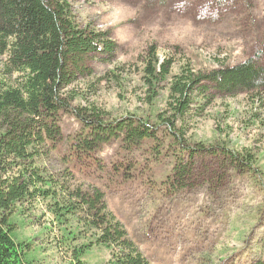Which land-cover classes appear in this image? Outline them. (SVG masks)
<instances>
[{"label": "trees", "instance_id": "1", "mask_svg": "<svg viewBox=\"0 0 264 264\" xmlns=\"http://www.w3.org/2000/svg\"><path fill=\"white\" fill-rule=\"evenodd\" d=\"M118 48L108 32L79 26L68 0H0V57L8 75H19L15 82L0 78V264H44L34 239L20 235L24 224H34L37 202L59 232L56 261L89 264L91 251L100 249L108 254L101 264H151L97 185L104 176L136 178L140 166L108 163L98 153L106 145L157 165L168 157L170 173L160 185L169 196L199 187L202 179L227 180L231 171L262 183L252 151L232 150L226 139L193 142L189 122L196 106L204 112L217 98L261 101L264 51L241 64L198 72L182 67L173 76L175 61L162 62L150 45L140 56L147 109L110 118L95 107H73L66 90L94 75L92 59L112 61ZM65 114L77 119L78 133H65ZM202 159L211 166L206 177Z\"/></svg>", "mask_w": 264, "mask_h": 264}, {"label": "rangeland", "instance_id": "2", "mask_svg": "<svg viewBox=\"0 0 264 264\" xmlns=\"http://www.w3.org/2000/svg\"><path fill=\"white\" fill-rule=\"evenodd\" d=\"M68 2L79 26L108 32L119 47L112 61L104 62L105 56L92 59L94 75L66 90L73 97V107H95L110 118L147 109L140 56L150 45L157 47L162 62L175 61L173 76L182 67L198 72L241 64L264 51V0ZM261 59L264 62V53ZM6 60L0 57V78L15 82L19 75L7 74ZM162 95L160 108L165 106L166 93ZM199 107L189 122L192 141L210 145L226 139L232 150L252 151L262 183L249 174L237 176L231 171L227 180L202 179L199 187L169 196L160 185L170 173L168 157L158 165L138 152L121 157L123 151L114 144L104 146L100 157L124 167L140 166L138 178L127 176L116 182L104 176L97 185L151 264H264V97L261 101L245 95L217 98L204 112H198ZM63 129L74 135L80 125L73 115L65 114ZM207 163L206 159L199 163L200 167L204 164L200 172L205 177L211 168ZM37 203L30 212L34 224L21 227V238L34 239L44 264H69L56 261L54 237L59 232L50 225L51 216L45 217L44 205ZM107 259L106 251L94 249L89 264Z\"/></svg>", "mask_w": 264, "mask_h": 264}]
</instances>
